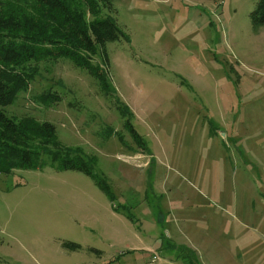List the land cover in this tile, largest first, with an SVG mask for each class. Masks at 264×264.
<instances>
[{
	"label": "rangeland",
	"instance_id": "374dc122",
	"mask_svg": "<svg viewBox=\"0 0 264 264\" xmlns=\"http://www.w3.org/2000/svg\"><path fill=\"white\" fill-rule=\"evenodd\" d=\"M256 2L112 0L127 39L105 44L109 94L66 57L17 67L32 79L5 113L51 123L57 154L75 150L109 196L52 152L0 173V264H264Z\"/></svg>",
	"mask_w": 264,
	"mask_h": 264
},
{
	"label": "trees",
	"instance_id": "16d2710c",
	"mask_svg": "<svg viewBox=\"0 0 264 264\" xmlns=\"http://www.w3.org/2000/svg\"><path fill=\"white\" fill-rule=\"evenodd\" d=\"M115 14L112 0H0V173L43 168L44 156L52 152L59 162L58 170H75L89 176L109 196L108 186L75 150L57 154L60 145L51 123L32 117L17 120L8 116L4 108L27 89L32 79L17 67L44 57L69 58L75 66L86 69L109 94L107 70L102 69L108 67L105 44L127 39ZM249 19L255 30L264 25V0H257ZM42 98L58 100L56 95ZM130 132L138 145L140 137L131 127ZM62 247L80 249L73 242H63Z\"/></svg>",
	"mask_w": 264,
	"mask_h": 264
},
{
	"label": "built area",
	"instance_id": "2783aa9c",
	"mask_svg": "<svg viewBox=\"0 0 264 264\" xmlns=\"http://www.w3.org/2000/svg\"><path fill=\"white\" fill-rule=\"evenodd\" d=\"M154 255V253H152ZM158 260V257L156 255L151 257V262H155Z\"/></svg>",
	"mask_w": 264,
	"mask_h": 264
},
{
	"label": "crops",
	"instance_id": "0c3cea01",
	"mask_svg": "<svg viewBox=\"0 0 264 264\" xmlns=\"http://www.w3.org/2000/svg\"><path fill=\"white\" fill-rule=\"evenodd\" d=\"M164 219H165V217H164ZM163 218H162V220H164ZM142 250V248H136V250ZM143 251H145V250H143ZM150 253H153L152 251L150 252ZM156 262V261H155ZM152 263H154V262H152Z\"/></svg>",
	"mask_w": 264,
	"mask_h": 264
}]
</instances>
